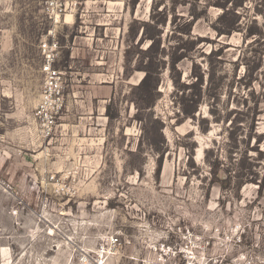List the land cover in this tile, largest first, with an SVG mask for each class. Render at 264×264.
Listing matches in <instances>:
<instances>
[{
	"label": "rangeland",
	"instance_id": "obj_1",
	"mask_svg": "<svg viewBox=\"0 0 264 264\" xmlns=\"http://www.w3.org/2000/svg\"><path fill=\"white\" fill-rule=\"evenodd\" d=\"M216 1L0 0V264H264L251 183L264 173V0L224 19ZM156 6L166 62L147 108L141 28ZM193 17L196 50L178 70L193 84L196 63L203 84L185 93L201 94L186 119L168 63ZM49 53L65 108L44 138ZM229 170L246 174L240 189L211 184Z\"/></svg>",
	"mask_w": 264,
	"mask_h": 264
},
{
	"label": "trees",
	"instance_id": "obj_2",
	"mask_svg": "<svg viewBox=\"0 0 264 264\" xmlns=\"http://www.w3.org/2000/svg\"><path fill=\"white\" fill-rule=\"evenodd\" d=\"M247 0H217L214 3L215 7L222 8L224 10L223 16L221 19L226 18L230 14H234L236 17H238V9L242 8L244 6V3ZM231 5L230 7H228ZM157 11V6L152 8L151 15H150V20L142 22V39L145 41H150V44L148 48L146 49V53L148 54V62L146 65H143L141 67V71L145 73L144 78L140 82V84L137 86V89L143 92L144 94L148 95L149 101H144L145 106L147 108H151L152 105H154V100L156 102L157 96L160 94L158 91V87L160 84V75L161 71L164 69V62H166L163 58V52L161 51V44L158 39H156L155 35L151 34V30H158L159 26L165 25L168 21V16L165 15V17H159L162 15L160 12L155 13ZM177 18L178 16L175 15L174 19L171 21L172 26H177ZM182 19V18H179ZM200 18H195L193 17L192 19H186L184 20L182 27L180 28L181 31L185 36L188 37V41L186 42H181L179 43L175 48L174 52L169 56L170 61H169V70L170 73L172 74L173 78V83L176 88V90L181 93L180 97V108L181 112L185 115L184 118H194L195 111L193 112H188L184 106L185 101H191V103H199V98L201 94L198 92H192L190 94L191 99L185 97V93L188 89L190 88H197L199 85L203 84V76L202 75H197L196 69L199 68L196 63L193 65V76L196 78V82L193 84H186L182 81L181 74L178 70V65L180 62H182L185 59L189 58V55L191 52L196 50V45L197 42L195 39H193L192 32H193V27L195 22H197ZM236 24H239V21L236 22ZM255 27H251L249 30V36H255L258 35V28L254 29ZM235 28L230 27L229 29H225V31H220L218 30L219 34H230L233 32ZM199 40V39H198ZM161 51V52H160ZM215 52H212L214 54ZM221 52L215 53V55L220 54ZM155 57V58H153ZM163 63V66L161 64ZM166 67V65H165ZM260 156L264 155L263 153H259ZM161 158V157H160ZM250 158V157H248ZM241 164V163H240ZM162 166V158L160 161V167ZM243 169V168H242ZM229 175L227 180L225 181H220L218 179L217 174H214L213 181L211 184H214L215 182H218L220 184H223L224 182H231L233 178L242 180L239 184V189L247 182L245 178V175L242 173L233 172L232 170H229ZM248 175V173H247ZM229 182V183H230ZM251 183H254L258 185V194L263 195L264 194V173L260 178H256L255 180L252 179Z\"/></svg>",
	"mask_w": 264,
	"mask_h": 264
},
{
	"label": "built area",
	"instance_id": "obj_3",
	"mask_svg": "<svg viewBox=\"0 0 264 264\" xmlns=\"http://www.w3.org/2000/svg\"><path fill=\"white\" fill-rule=\"evenodd\" d=\"M46 47L47 45L44 46ZM54 60L53 55L49 53L41 69L44 84L41 100L34 114L44 138L53 135L65 108L62 74L55 69Z\"/></svg>",
	"mask_w": 264,
	"mask_h": 264
}]
</instances>
